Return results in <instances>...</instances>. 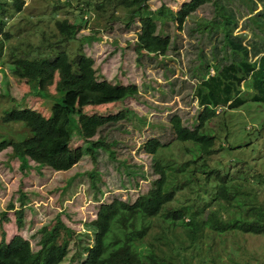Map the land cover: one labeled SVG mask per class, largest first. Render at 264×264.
Here are the masks:
<instances>
[{"label":"trees","instance_id":"16d2710c","mask_svg":"<svg viewBox=\"0 0 264 264\" xmlns=\"http://www.w3.org/2000/svg\"><path fill=\"white\" fill-rule=\"evenodd\" d=\"M122 2L137 8L125 22L126 31L136 30V40L132 48L127 44L122 49L121 57L129 52L135 67L143 71L151 68L162 75L164 81L159 84L164 90L159 97L165 103L154 106L172 111L149 120L138 118L132 127L128 109L87 114L67 104L66 95L85 91L115 99L142 96L137 81L123 82L117 76L108 79L96 68L93 56L83 50L73 54L54 45L76 38L78 24L68 19L56 21L58 41L44 39L41 44L27 45L26 50L10 47V61L29 76L31 94L45 95L41 83L58 72L59 106L48 116L28 107L7 110L3 122H22L29 135L1 141L0 151L10 146L22 170L34 164L49 172L67 171L79 161L82 151L54 148L65 134L67 141L88 143L93 163H99L111 181L135 186V190L126 187L124 193L120 191L96 206L91 220L96 227L92 247H84L78 233L59 214L52 226L38 230L36 248L21 234L7 239L3 235L0 264H227L219 256L228 251L231 258L243 248L235 241L237 235L264 236V173L255 167L249 171L252 167L247 161L236 168L231 163L211 164L217 151L216 135L208 125L219 108L223 107L222 112L237 108L248 97L264 105V0H187L176 11L165 4L151 10L144 0ZM24 3L0 0V57L2 45L11 37L7 24ZM189 17L193 19L187 22ZM237 28H250L251 33L235 32ZM53 48L58 51L53 53ZM191 89L197 100L196 114L174 108L176 102L167 104L176 96L188 103ZM63 118L66 121L61 124ZM143 127L139 151L149 160L146 169L145 162L130 155V147L137 141L134 132ZM175 142L189 143L184 144L189 158L162 161L157 156L159 150ZM111 146L123 149V160H117ZM120 162L118 170V165H113ZM111 166L117 173L109 172ZM75 175L94 184L91 180L99 173ZM208 184L213 186L212 194L206 191ZM186 188L194 191L193 197L182 194L179 199L178 194ZM198 188L205 191L200 193ZM26 198L22 193L20 207L15 210L18 227L23 225ZM10 208H15L14 204ZM2 219L9 221L6 211ZM226 237L231 239L230 245L224 243Z\"/></svg>","mask_w":264,"mask_h":264},{"label":"rangeland","instance_id":"374dc122","mask_svg":"<svg viewBox=\"0 0 264 264\" xmlns=\"http://www.w3.org/2000/svg\"><path fill=\"white\" fill-rule=\"evenodd\" d=\"M184 1L187 0H144V3L151 10L165 4L176 11ZM136 8L137 5L126 6L122 0H25L22 10L13 14L9 20L7 30L11 33V37L2 45L4 53L0 57V142L16 141L24 137L26 133L29 135V130L22 122H3L2 115L7 110L28 107L48 116L59 106L60 78L58 72L48 81L41 83L45 95H33L30 93L29 76L10 61L8 53L12 46L26 50L27 45L30 47L41 44L44 39L51 43L58 41L61 37L56 21L61 19L77 23L79 32L75 39L54 45L73 54L83 50L87 55L94 57L96 68L108 79L117 76L123 82H127L128 79L135 80L139 83L142 94L136 98L115 99L104 98L96 92L85 91L66 95L67 104L74 105L87 114L107 115L128 109L132 115V127H136L134 123L138 118L149 120L154 116H163L171 112L170 108H155L154 106L165 103L159 97L160 92L164 90L163 85L159 84L164 81L162 75L151 68L143 71L142 68L135 67L133 57L129 55V52L125 58L121 57L122 49L127 44L129 48H132L136 40V30H125V22ZM192 19L193 17L187 18V22ZM235 32H246L250 35L251 30L250 28L247 30L237 28ZM81 36L83 39L80 38ZM89 38H91L90 42ZM57 51L52 49L53 53ZM72 62L74 64V61ZM212 74L213 70H210L209 75ZM154 78H157V82ZM187 99L190 101L184 104L176 96L167 104L173 105L176 102L174 108L182 107L196 114L198 105L192 89L189 90ZM222 108H219L217 115L208 124L212 133L216 135L215 148L217 151L211 157V164L221 166L231 163V166L236 168L243 166V163L247 161L252 167L249 171L255 167L256 170L264 173V105L252 102L248 97L246 102L237 108L225 112H222ZM65 121L66 119L63 118L61 124ZM145 128L134 132L137 140L135 146L130 147L131 144H129L132 148L130 155L139 163L145 162L144 169L149 160L139 149ZM67 139V136L63 134V137L54 144V148L62 149L65 146L72 150L81 148L82 151L79 161L67 171L49 172L45 168L33 167L34 164L30 169L22 170L19 166L20 161L13 156L10 146L0 151V219L5 211L9 218V221L0 220V241L3 235H6L7 239L17 233L29 239L33 248H36L38 230L46 225L52 226L60 214L63 221L78 233L82 245L92 247L96 227L91 220L94 218L96 206L100 202L111 200L117 194L119 195L120 191L124 193L127 191L126 187H130L128 189L131 191L135 190V186H128V184L122 186L119 181H111L103 167L99 163H93L88 154L87 142L77 139L67 141ZM184 144L189 145V143L175 142L169 148L160 149L157 156L162 161L186 160L189 157L184 151ZM111 148L116 150L117 160H123L125 156L123 149L115 146ZM121 163L113 166L118 165L119 170ZM246 167L248 168L247 165ZM101 170H103L102 173ZM108 170L110 173H117L112 166ZM91 171L99 173L98 178L91 180L94 184L75 175ZM138 180L139 184L144 183L140 177ZM70 181L73 182L68 187ZM212 188L213 186L208 184L206 191L212 194ZM199 190L201 189L198 188ZM191 191L193 190L183 189L178 194L179 199H183L182 194L188 195L189 199L192 198L194 191ZM203 191L205 190L199 192L203 193ZM22 193L26 194L27 202L24 206L23 225L18 227L15 210L20 207ZM11 204H14L15 208L11 209ZM230 241V238L224 239L225 244L230 245ZM235 241L241 243L243 248L231 258L228 256V251L221 252L219 257L222 261L227 264H264V236L237 235ZM217 249L221 251L220 248L217 247ZM81 251L86 253V249H81Z\"/></svg>","mask_w":264,"mask_h":264}]
</instances>
